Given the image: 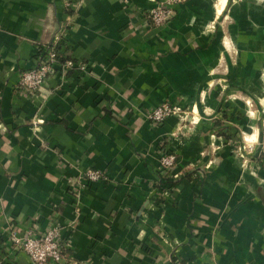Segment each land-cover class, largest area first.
Returning <instances> with one entry per match:
<instances>
[{"label": "crops", "instance_id": "obj_1", "mask_svg": "<svg viewBox=\"0 0 264 264\" xmlns=\"http://www.w3.org/2000/svg\"><path fill=\"white\" fill-rule=\"evenodd\" d=\"M163 1L0 0V264H33L10 235L52 224L61 264H264V165L216 134L264 128V0H185L155 27ZM56 40L74 67L22 91ZM164 102L183 120L150 122Z\"/></svg>", "mask_w": 264, "mask_h": 264}, {"label": "built area", "instance_id": "obj_2", "mask_svg": "<svg viewBox=\"0 0 264 264\" xmlns=\"http://www.w3.org/2000/svg\"><path fill=\"white\" fill-rule=\"evenodd\" d=\"M184 1L165 0L152 8L148 13L152 25L161 27L169 22L175 14V7ZM57 45L58 40L41 49L38 54L37 66L22 72L18 81V86L22 91L34 96L41 91L48 78L54 75L57 70L61 69L62 72H65L74 67L72 59L60 62ZM170 117L183 120V109L177 105L164 102L147 115L148 120L155 124H161ZM170 150L172 149L168 148L164 152L161 165L164 172L171 173L173 181H176L179 176L174 172L177 156ZM105 178V174L100 171L90 170L87 173L89 182H99ZM9 241L13 251L27 254L33 264H61L64 259L60 229L56 224H52L44 234H35L29 231L25 236H18L16 233H12Z\"/></svg>", "mask_w": 264, "mask_h": 264}, {"label": "rangeland", "instance_id": "obj_3", "mask_svg": "<svg viewBox=\"0 0 264 264\" xmlns=\"http://www.w3.org/2000/svg\"><path fill=\"white\" fill-rule=\"evenodd\" d=\"M184 113V110H183ZM229 116H224L223 120L228 121ZM230 123V122H227ZM229 128V129H228ZM230 125L226 126L223 123V128L216 131L218 136L223 137L224 144L230 145L231 155L234 156L241 163L242 167L247 164V160H250L251 157H255L256 160L260 162L261 165H264V128L260 131V138L258 141L248 142L245 137L244 131H230ZM244 132V133H243ZM175 140V138L173 139ZM172 150H170L173 154L177 156L176 165L178 163V149H177V141L171 144ZM217 154V153H216ZM253 160V159H252ZM263 160V163L261 162ZM175 171V170H174ZM181 175H179L176 180H181Z\"/></svg>", "mask_w": 264, "mask_h": 264}, {"label": "trees", "instance_id": "obj_4", "mask_svg": "<svg viewBox=\"0 0 264 264\" xmlns=\"http://www.w3.org/2000/svg\"><path fill=\"white\" fill-rule=\"evenodd\" d=\"M219 125V124H218ZM186 177H189V175H187ZM174 182V181H173ZM173 182H171L170 184H173Z\"/></svg>", "mask_w": 264, "mask_h": 264}]
</instances>
